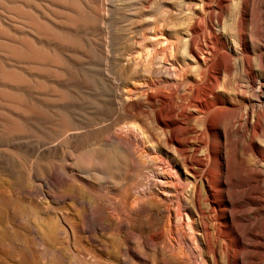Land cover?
Segmentation results:
<instances>
[{
  "label": "rangeland",
  "instance_id": "374dc122",
  "mask_svg": "<svg viewBox=\"0 0 264 264\" xmlns=\"http://www.w3.org/2000/svg\"><path fill=\"white\" fill-rule=\"evenodd\" d=\"M171 1L155 0L145 9V0H107L99 25L86 9L84 24L79 13L56 0L52 31L33 36L24 26L25 45L34 50L22 58L5 53L0 36V264H175L150 240L149 219L134 220L117 201L120 190L130 205L154 200L166 206L172 230H185L192 220L181 201L187 181L144 147L141 173L131 178L118 140L132 120L116 115L112 100L117 78L124 79L121 59L139 67L146 54L170 51V38L146 25ZM184 1L187 21L197 0ZM140 39L145 42L138 44ZM178 56L182 64L161 60L153 73L118 83L122 102L154 90L177 91L196 68L185 49ZM122 167L127 175L120 185ZM83 213L90 223L101 219L107 227L87 234L80 226ZM122 213L128 229L118 224ZM193 232L187 229V240Z\"/></svg>",
  "mask_w": 264,
  "mask_h": 264
},
{
  "label": "bare ground",
  "instance_id": "6f19581e",
  "mask_svg": "<svg viewBox=\"0 0 264 264\" xmlns=\"http://www.w3.org/2000/svg\"><path fill=\"white\" fill-rule=\"evenodd\" d=\"M57 1L80 14L84 24V9L99 25L105 20L107 0ZM154 1L145 0L143 7L148 9ZM54 3L0 0L5 53L22 58L33 48L25 45L24 26L33 36L53 30ZM159 7L146 27L170 38V51L146 54L139 67L121 59L124 79L118 77V83L153 73L161 60L182 64L180 48L193 56L196 68L177 91L154 90L135 101L122 102L117 83L115 114L132 120L117 140L127 151L121 164L131 166V178L141 173L140 147L158 154L164 168H175L174 173L187 181L181 201L192 220L185 230H172L166 206L148 199L130 205L124 190L118 205L128 207L134 220L149 219L150 240L166 249L175 264H264V0H197V10L187 21L184 0ZM124 167L119 170L120 185L127 175ZM117 219L128 229L124 213ZM90 221L83 213L80 226L89 235L107 227L101 219ZM189 228L194 232L187 240Z\"/></svg>",
  "mask_w": 264,
  "mask_h": 264
}]
</instances>
